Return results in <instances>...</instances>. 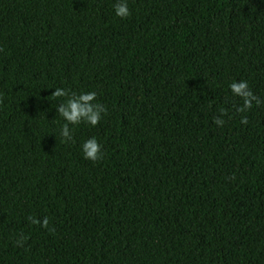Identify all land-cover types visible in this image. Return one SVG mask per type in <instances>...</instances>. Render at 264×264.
Instances as JSON below:
<instances>
[{
    "label": "trees",
    "instance_id": "trees-1",
    "mask_svg": "<svg viewBox=\"0 0 264 264\" xmlns=\"http://www.w3.org/2000/svg\"><path fill=\"white\" fill-rule=\"evenodd\" d=\"M126 2L0 0V264H264V0Z\"/></svg>",
    "mask_w": 264,
    "mask_h": 264
},
{
    "label": "clouds",
    "instance_id": "clouds-1",
    "mask_svg": "<svg viewBox=\"0 0 264 264\" xmlns=\"http://www.w3.org/2000/svg\"><path fill=\"white\" fill-rule=\"evenodd\" d=\"M113 7L117 17L127 18L130 15L126 0H117V3H115ZM3 51L4 49L0 48V52ZM229 87L235 96H238L243 100L242 106L237 109L241 113L251 110L253 103H255L256 106H260L261 103H264V101H261L260 98L250 90L247 81H233ZM51 97L66 98L63 102L58 104L56 109L59 116L65 121L60 131L62 143H67L73 140L69 125H79L81 122H85L95 127L100 122L102 114L107 113L106 107L100 103H94L97 99V93L95 91L76 94L64 88L57 87ZM0 102H2V100H0ZM224 115H227V112L222 109L221 116ZM214 123L217 126L223 127L225 121L220 117H215ZM247 123V117L244 116L241 119V124L246 125ZM82 152L85 159L94 163L103 159L101 145L95 137L90 138L83 143ZM233 179H235L234 176ZM28 220L32 224L40 225L47 229L50 233H54L55 231L54 228L49 227V219L47 217L41 221L36 217L29 216ZM26 240L27 237L21 233L20 237L16 240L17 247H23Z\"/></svg>",
    "mask_w": 264,
    "mask_h": 264
}]
</instances>
